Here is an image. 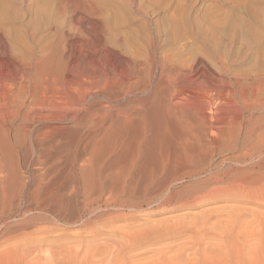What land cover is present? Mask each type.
<instances>
[{
    "label": "rangeland",
    "instance_id": "374dc122",
    "mask_svg": "<svg viewBox=\"0 0 264 264\" xmlns=\"http://www.w3.org/2000/svg\"><path fill=\"white\" fill-rule=\"evenodd\" d=\"M100 40L106 43L103 64L117 68L123 66L121 60L141 56L153 47L162 56L182 59L187 65L201 58L229 80L261 79L258 99L262 105L244 116L252 125L264 124V0H0V92L14 89L20 82V69L28 64L32 97L27 102L32 112H40L36 116H44L25 130L29 137L23 150L29 161L37 160L33 149L41 130L44 152L62 153L63 162L69 157L73 160V153L84 149L105 151L125 135L123 131L119 134V126L117 132V125H109L112 117L143 96H121L110 102L95 92L87 100L80 94H70L68 99L57 95L74 76L87 83L80 78L90 74L91 63L77 69L75 65L89 55L96 60ZM17 61L21 63L15 68ZM88 105L94 107L87 110ZM106 108H110L109 114ZM107 131H115V136L112 133L111 138ZM125 136L128 144L125 139L122 142L128 149L131 143ZM109 137L112 142L108 144ZM241 140L215 159L219 168L212 175L229 174L223 182L188 180L153 196L148 192L156 190L155 184L141 182L135 168L130 178L115 181L116 194L121 190L109 201L104 197L85 207L84 199L79 198L63 209L58 220L47 213L13 219L0 227V260L6 252L5 264H20L21 258L25 260L22 264H27L31 255L32 264H264V149H252L250 141ZM249 148L254 150L251 154ZM244 150L247 154L241 152ZM239 152L243 156L238 157ZM20 239L30 240L25 244ZM21 244H25L24 250Z\"/></svg>",
    "mask_w": 264,
    "mask_h": 264
},
{
    "label": "bare ground",
    "instance_id": "6f19581e",
    "mask_svg": "<svg viewBox=\"0 0 264 264\" xmlns=\"http://www.w3.org/2000/svg\"><path fill=\"white\" fill-rule=\"evenodd\" d=\"M104 44H106L104 40H100L98 45L100 49L97 50L99 55H97L98 57L96 60L92 59L93 57H90L91 55L88 56L89 53L86 54L88 57L80 58L81 60L79 61H77L78 59L76 60V69L82 67L87 62L91 63L88 68L91 71L90 74L84 75L82 78L79 77L87 83L82 82V84L74 76V78L68 82V87L58 92L57 95L68 99L71 95L80 94L81 96H79L82 100H87L90 93L95 92L97 95L110 102L121 96L126 99L143 96L144 99H135L128 105L130 107L127 106V108L121 109L122 112H120L119 115L116 116L118 112L115 114L114 111L115 116L114 118L112 117V120L107 117L111 120L110 126L113 124L117 125L115 127L117 132L119 131L117 128L119 126L121 129L119 134L123 131L122 133L126 136L123 135L129 138V142L131 143L128 145L129 148L127 149L125 146L126 143L124 144L122 142V140L125 139L124 136H116V138L119 137L118 140L114 141L113 146L111 143L110 145L112 147H108L107 150L106 146L105 151L98 152V149H96L89 152L84 149V147V150L73 153V160L68 156L69 158L63 162L64 158L62 153L58 151H56V153H54L55 151L52 153L44 152V133H41V131L44 132V130H41L39 134H37L38 138L36 139H38V142L33 149V154L37 156V160L35 162L29 161L26 154L27 151L23 150L24 143L29 137L25 133V130H28L27 127H29L31 123L33 124L37 119H39V121L42 120L44 116H36L39 115L40 112H32L33 109H31V104L27 102V99L29 100V98L32 97L30 66L24 64L21 68L19 65L18 67L21 68V79L19 78L18 81L20 80V82H15L16 87L14 89L12 85V90L5 87L7 91H4V93L0 92V227H4L13 219H24L32 213H47L53 216L54 220H58L61 217L63 209L70 204H75L79 198L84 199L85 207L96 203L98 200H102L104 197L109 201V199L111 200L119 196L118 192L121 190L117 188L119 191L117 190L118 192L116 194L115 181L118 182L119 180L122 181L124 178H130L132 175L130 173L132 170L134 171L135 168L137 170L135 173H138L137 178L139 176L143 180L141 182H147V184L152 182V185L153 183L155 184L156 190L154 189L148 192L154 193L153 196L155 194L162 195L174 184L183 181L197 180L198 182L200 179H205L202 181L200 180V183L223 182L228 177V172L221 174L215 173V175H212L214 171L219 168L218 164H214L216 157L226 152L223 149L231 151L242 137L252 143V149H264L263 122H257L256 125H252L244 116L246 113L262 105V102L258 99L259 82L261 79L250 77L247 80L238 78L229 80L224 74L214 71L211 66L201 58H196L193 63L190 62L192 64L187 65L188 62H180L182 59L175 61V59H170V57L168 59L162 56L153 47H150L148 51L141 56L127 58L126 60H121L122 62L119 61L123 66L120 65L121 67L117 68L114 64H103L102 59H107L105 56V58H103V48L106 46ZM106 52H108L109 55L111 53L108 49H106ZM110 59H108V61ZM18 62L19 61L16 62L15 68H17ZM87 65H89V63ZM89 70H87L88 73ZM15 71L14 73H17L19 70L17 69ZM12 78L15 80V77ZM3 80L5 81V79H2V81ZM113 87L115 88L113 89ZM5 88L3 90H6ZM89 97H91V95ZM92 106L88 105L87 110L94 107ZM105 107H107V105ZM55 108H57L56 105ZM106 109H108V113L110 108ZM24 111L25 116H22ZM98 111L101 112L100 110ZM210 112H213L214 115L209 116L212 114H210ZM92 117L95 119L94 116ZM103 117H105V115L101 116V121ZM18 123L20 126H17ZM104 128H106V126ZM102 129L96 130L99 132L101 130L103 132ZM112 129H114V127ZM114 132L109 134L107 131L110 137ZM90 136L92 135L89 134V137ZM99 136L101 137V135ZM113 136H115V134ZM100 137L97 138L101 139ZM105 137L107 138V136ZM110 137L107 141L108 144L112 142V137ZM242 140L241 142L244 141ZM102 142L103 141H100V143ZM100 143L97 144L99 145ZM242 145L240 146L242 147ZM100 148L101 147H99V149ZM250 148L248 149V151H250L249 154L254 151H251ZM102 149L104 150V148ZM241 152L247 154L245 150ZM240 154L239 152L238 157ZM241 156L243 155L241 154ZM235 157H237L236 154ZM104 160H107V162H104ZM222 161L224 160L222 159ZM236 162L240 163L239 160ZM216 163L220 164V162ZM239 167L242 166L240 165ZM220 168H222V166ZM233 176L235 177V175ZM248 182L251 185L250 181ZM113 185L115 187H113ZM144 185L142 184V186ZM252 187H254V185L250 186V189ZM234 188L235 186L233 185L229 192H233L232 190ZM142 189L143 188H141V190ZM189 189H191V187ZM243 189L246 188L243 187ZM150 190H152L151 187ZM244 192L246 193V190H244L243 193L241 191L242 194H244ZM214 193L215 191H212L211 194ZM233 195L235 196V192ZM31 219L33 218L31 217ZM25 240V242H22L20 239V242L26 244L30 239ZM42 240L40 242H42ZM34 241L32 240L31 242L35 243ZM20 242H18V246ZM10 244L12 245V243ZM34 245L36 246V244ZM22 246L21 248L24 250V246ZM37 246L35 248H37ZM21 248H19V250ZM17 249L16 251L18 252ZM37 250L34 251L36 252ZM21 251L18 253L22 256L23 251ZM34 251L32 252L35 253ZM13 252H15V250ZM30 253L27 254V257L30 256ZM4 255H7V253L4 252ZM4 255H2V260H0L3 263L7 260L9 254L6 258ZM31 257V260H33L34 257L32 255ZM27 259L29 258H26V260ZM21 260L23 261V258H21ZM22 261L20 264H22ZM30 261L29 263L32 264L33 261ZM18 263L19 262L16 264ZM26 263L29 264L27 261Z\"/></svg>",
    "mask_w": 264,
    "mask_h": 264
}]
</instances>
